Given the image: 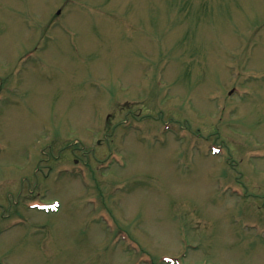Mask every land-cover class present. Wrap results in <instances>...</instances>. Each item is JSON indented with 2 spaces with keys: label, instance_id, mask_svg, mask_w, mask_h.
Segmentation results:
<instances>
[{
  "label": "rangeland",
  "instance_id": "obj_1",
  "mask_svg": "<svg viewBox=\"0 0 264 264\" xmlns=\"http://www.w3.org/2000/svg\"><path fill=\"white\" fill-rule=\"evenodd\" d=\"M175 262L264 264V0H0V264Z\"/></svg>",
  "mask_w": 264,
  "mask_h": 264
}]
</instances>
